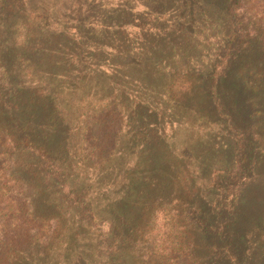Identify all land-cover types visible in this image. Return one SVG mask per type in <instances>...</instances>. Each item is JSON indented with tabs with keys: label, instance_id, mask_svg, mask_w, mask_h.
<instances>
[{
	"label": "trees",
	"instance_id": "trees-1",
	"mask_svg": "<svg viewBox=\"0 0 264 264\" xmlns=\"http://www.w3.org/2000/svg\"><path fill=\"white\" fill-rule=\"evenodd\" d=\"M0 264H264V0H0Z\"/></svg>",
	"mask_w": 264,
	"mask_h": 264
}]
</instances>
